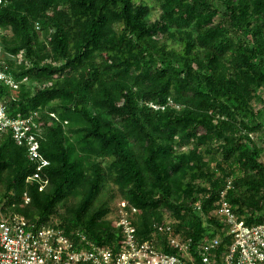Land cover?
Listing matches in <instances>:
<instances>
[{
  "label": "trees",
  "instance_id": "trees-1",
  "mask_svg": "<svg viewBox=\"0 0 264 264\" xmlns=\"http://www.w3.org/2000/svg\"><path fill=\"white\" fill-rule=\"evenodd\" d=\"M0 60L16 84L0 100L34 113L47 161L0 130L4 219L87 248L123 239L122 208L136 241L179 255L178 238L186 264L214 238L221 264L222 200L264 219V0H0Z\"/></svg>",
  "mask_w": 264,
  "mask_h": 264
},
{
  "label": "built area",
  "instance_id": "built-area-1",
  "mask_svg": "<svg viewBox=\"0 0 264 264\" xmlns=\"http://www.w3.org/2000/svg\"><path fill=\"white\" fill-rule=\"evenodd\" d=\"M2 63L0 60V79L15 87L16 84L6 74L7 65ZM6 129L16 143H25L30 160L38 161L39 167L47 163L38 152L39 143L35 134L38 124L34 113L10 116L0 100V130ZM36 178L38 173L27 177L21 186L23 193L27 191L28 181ZM220 193L222 195L223 191ZM28 200L26 196L24 201ZM217 213L225 219L226 230L232 238L228 250L221 257V264H264V219L249 225L236 215L225 200L220 202ZM115 224L123 233V239L118 244L111 242L103 246L76 248L71 238L58 228L40 226L29 229L22 216L7 220L0 214V264H186L187 245L178 238H173L172 243L180 254H170L155 249L146 241L136 243L134 227L123 209L118 212ZM218 243L214 238L200 245V264H214L208 253Z\"/></svg>",
  "mask_w": 264,
  "mask_h": 264
},
{
  "label": "rangeland",
  "instance_id": "rangeland-1",
  "mask_svg": "<svg viewBox=\"0 0 264 264\" xmlns=\"http://www.w3.org/2000/svg\"><path fill=\"white\" fill-rule=\"evenodd\" d=\"M45 34V33H44ZM40 36H41V33H40ZM118 203L121 205V206H123L124 204H125V202L124 201H118ZM123 203V204H122ZM122 209V208H121ZM134 227V226H133ZM135 229V228H134ZM137 242H139V241H136V243ZM197 264H200V262L198 261V263Z\"/></svg>",
  "mask_w": 264,
  "mask_h": 264
},
{
  "label": "crops",
  "instance_id": "crops-1",
  "mask_svg": "<svg viewBox=\"0 0 264 264\" xmlns=\"http://www.w3.org/2000/svg\"><path fill=\"white\" fill-rule=\"evenodd\" d=\"M149 243V242H148ZM151 244V243H150ZM152 245V244H151ZM153 246V245H152ZM156 249V248H155ZM158 250V249H157Z\"/></svg>",
  "mask_w": 264,
  "mask_h": 264
}]
</instances>
